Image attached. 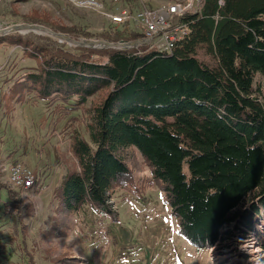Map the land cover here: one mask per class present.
<instances>
[{"label": "trees", "instance_id": "1", "mask_svg": "<svg viewBox=\"0 0 264 264\" xmlns=\"http://www.w3.org/2000/svg\"><path fill=\"white\" fill-rule=\"evenodd\" d=\"M27 17L49 21L36 10ZM182 20L188 33L171 53L149 43L72 52L42 35L0 37L35 62L8 79L6 110L34 98L61 118L80 111L65 125L72 158L53 190L52 233L67 234L87 206L118 223L115 194L143 193L147 182L162 192L176 233L199 252L235 237L222 231L226 224L245 231L264 218V0H201ZM101 37L132 41L141 33L112 27ZM0 188L25 241L35 209L1 180Z\"/></svg>", "mask_w": 264, "mask_h": 264}, {"label": "rangeland", "instance_id": "2", "mask_svg": "<svg viewBox=\"0 0 264 264\" xmlns=\"http://www.w3.org/2000/svg\"><path fill=\"white\" fill-rule=\"evenodd\" d=\"M102 1V8L93 9L78 6L73 0H0V37L15 33L42 35L68 50H76L82 46L50 32L25 29L9 32L6 28L29 23L73 36L79 41L102 39V33L112 27H125L111 24L106 14L114 11L115 2H122L134 11L139 7V0ZM173 1L178 0H148L147 6L157 7ZM34 10L41 15L47 14L49 21L29 20L27 16ZM87 33L92 36H84ZM199 56L212 63L203 52ZM34 65L32 59L23 56L20 47L0 42V97L12 84L7 83L10 77ZM62 114L54 105L34 98L15 105L10 111L0 101V180L19 193L6 176L7 167L22 162L36 173V183L23 199L25 205L31 204L35 209L34 216L26 220L28 235L25 241H22L21 232L13 228V218L5 207L9 198L6 189L0 188V264H31L32 261L35 264H59L63 257H76L80 260L78 264H216L214 257L219 254H224L225 258L218 264H264L263 251L256 255L248 249L259 247L263 235L250 229H237L238 223L233 226L235 231L230 229L235 237L220 241V245L224 243L227 247H218L217 243L206 252L197 251L176 233V222L162 201L163 194L152 182H147L143 193L118 191L115 194L112 202L119 212L118 223L87 206L83 216H73L67 234L52 233L49 228L57 204L53 190L66 171V161L72 158L65 125L71 116H79L80 111L73 110L64 118H61ZM144 174H148L147 169ZM263 221L262 216L253 220L259 231L264 229ZM236 251L238 254H234Z\"/></svg>", "mask_w": 264, "mask_h": 264}, {"label": "built area", "instance_id": "3", "mask_svg": "<svg viewBox=\"0 0 264 264\" xmlns=\"http://www.w3.org/2000/svg\"><path fill=\"white\" fill-rule=\"evenodd\" d=\"M195 0H178L171 3H164L157 7H148V0H139V7L131 10L127 5L122 2H115V9L113 12L106 13L109 17L111 24L128 26L129 30L141 33V37L137 39L139 42L149 43L154 51L160 53H171L179 41L188 33V25L182 20V17L187 11L196 12L198 8H194ZM201 0H199L200 3ZM81 7H88L99 9L103 7L102 0H79L76 3ZM199 7V5H198ZM72 52H75L74 50ZM68 143L70 145V140ZM22 162L13 163L7 169L11 172H20V183L16 182L14 176H8V180L13 188L19 191V194L24 199L29 190L34 187L36 183V173L33 169L27 167L24 163L23 170L17 168V164ZM23 206L25 202L23 200ZM261 220V219H256ZM256 221H254L255 223ZM264 224V221L262 222ZM236 223L226 224L222 231L227 232L235 227ZM254 225V224H253ZM234 226V227H233ZM261 227V226H260ZM262 228V227H261ZM248 230V229H244ZM251 230L257 232L260 236L263 235L264 229L259 231L255 226ZM257 237V236H256ZM218 247H227L225 244ZM215 243V245L217 244ZM261 247V241H259Z\"/></svg>", "mask_w": 264, "mask_h": 264}, {"label": "water", "instance_id": "4", "mask_svg": "<svg viewBox=\"0 0 264 264\" xmlns=\"http://www.w3.org/2000/svg\"><path fill=\"white\" fill-rule=\"evenodd\" d=\"M199 5V0L194 1V8H198ZM19 29H25V30H30V31H43V32H50L54 34L55 36L65 39L67 41H72V43H76L78 45H81L84 48H103V47H113V48H132V47H138L144 42H139L137 39L132 40V41H109L106 39H100V38H83L81 41L77 40L73 36L65 35L62 33H55L51 29L46 28L44 26H39V25H34V24H29V23H23V24H17L13 26H9L6 28L7 31L12 32V31H18Z\"/></svg>", "mask_w": 264, "mask_h": 264}, {"label": "bare ground", "instance_id": "5", "mask_svg": "<svg viewBox=\"0 0 264 264\" xmlns=\"http://www.w3.org/2000/svg\"><path fill=\"white\" fill-rule=\"evenodd\" d=\"M71 43H72V41H71ZM221 229H222V227H221ZM245 246H247V245L245 244ZM214 247H215V245L213 246V248ZM243 248L246 249L247 247H243ZM248 249L251 250V252L256 254V255H260V253L262 251L264 252L263 247H250ZM234 254H238V251H236ZM229 255H231L230 252H229ZM224 258H225L224 254H219L217 257H214V260H215L216 264H218V263L222 262V259H224Z\"/></svg>", "mask_w": 264, "mask_h": 264}, {"label": "clouds", "instance_id": "6", "mask_svg": "<svg viewBox=\"0 0 264 264\" xmlns=\"http://www.w3.org/2000/svg\"><path fill=\"white\" fill-rule=\"evenodd\" d=\"M78 2H79V0H73V3H78ZM16 167L17 168H20L21 170H23L22 163L17 164ZM6 172H7V175L6 176H14L17 183H20L21 182L20 181V172L19 171H17V172H11V171H9V169H6Z\"/></svg>", "mask_w": 264, "mask_h": 264}]
</instances>
